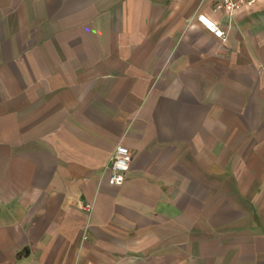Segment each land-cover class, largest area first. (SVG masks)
<instances>
[{
    "label": "crops",
    "instance_id": "1",
    "mask_svg": "<svg viewBox=\"0 0 264 264\" xmlns=\"http://www.w3.org/2000/svg\"><path fill=\"white\" fill-rule=\"evenodd\" d=\"M215 7L0 0V264H264V0Z\"/></svg>",
    "mask_w": 264,
    "mask_h": 264
},
{
    "label": "built area",
    "instance_id": "2",
    "mask_svg": "<svg viewBox=\"0 0 264 264\" xmlns=\"http://www.w3.org/2000/svg\"><path fill=\"white\" fill-rule=\"evenodd\" d=\"M216 3L215 10L219 7L233 15L244 8H248L258 2V0H213ZM194 20L200 24L206 31L211 33L215 38L225 41V30L214 20L209 18L205 13H196ZM132 160L131 150L118 143L110 154L108 163L105 167L109 171V183L112 185H121L129 169ZM80 208L89 217L92 213L93 206L91 203H79Z\"/></svg>",
    "mask_w": 264,
    "mask_h": 264
}]
</instances>
